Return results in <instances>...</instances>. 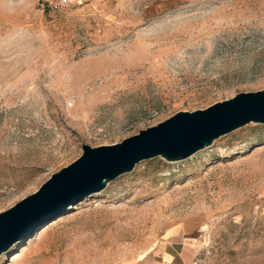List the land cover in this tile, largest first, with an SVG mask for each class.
Wrapping results in <instances>:
<instances>
[{
  "label": "rangeland",
  "instance_id": "rangeland-1",
  "mask_svg": "<svg viewBox=\"0 0 264 264\" xmlns=\"http://www.w3.org/2000/svg\"><path fill=\"white\" fill-rule=\"evenodd\" d=\"M42 3L0 0V212L84 144L119 143L177 112L264 90V0ZM172 225L199 238L190 264H264V124L182 160L140 161L51 211L0 264L25 245L14 264H149Z\"/></svg>",
  "mask_w": 264,
  "mask_h": 264
},
{
  "label": "water",
  "instance_id": "water-1",
  "mask_svg": "<svg viewBox=\"0 0 264 264\" xmlns=\"http://www.w3.org/2000/svg\"><path fill=\"white\" fill-rule=\"evenodd\" d=\"M250 122L264 124V90L239 92L202 110L177 112L119 143L84 144L75 161L51 174L37 191L0 212V255L29 236L51 211L101 191L140 161L159 155L169 161L185 159Z\"/></svg>",
  "mask_w": 264,
  "mask_h": 264
},
{
  "label": "crops",
  "instance_id": "crops-1",
  "mask_svg": "<svg viewBox=\"0 0 264 264\" xmlns=\"http://www.w3.org/2000/svg\"><path fill=\"white\" fill-rule=\"evenodd\" d=\"M198 244L199 238L190 236L182 225H172L163 231L148 251L149 264H190ZM195 260L204 262L203 258Z\"/></svg>",
  "mask_w": 264,
  "mask_h": 264
},
{
  "label": "built area",
  "instance_id": "built-area-1",
  "mask_svg": "<svg viewBox=\"0 0 264 264\" xmlns=\"http://www.w3.org/2000/svg\"><path fill=\"white\" fill-rule=\"evenodd\" d=\"M70 0H43V5H46L51 10H60L61 8L69 5ZM201 260H195L193 264H201Z\"/></svg>",
  "mask_w": 264,
  "mask_h": 264
},
{
  "label": "bare ground",
  "instance_id": "bare-ground-1",
  "mask_svg": "<svg viewBox=\"0 0 264 264\" xmlns=\"http://www.w3.org/2000/svg\"><path fill=\"white\" fill-rule=\"evenodd\" d=\"M45 232H46V230L43 229L38 235H39L40 237H42L43 234H44ZM28 243H29V242H28ZM26 250H27V246L25 245V246L19 251V253H17V254L14 255L13 257H11V259H10V264H14V263L18 262V260H20V259L24 256Z\"/></svg>",
  "mask_w": 264,
  "mask_h": 264
}]
</instances>
